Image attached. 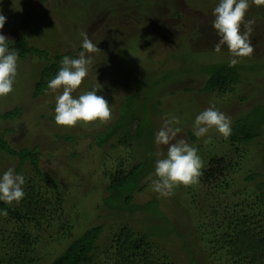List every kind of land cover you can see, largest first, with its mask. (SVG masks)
<instances>
[{"label":"rangeland","instance_id":"374dc122","mask_svg":"<svg viewBox=\"0 0 264 264\" xmlns=\"http://www.w3.org/2000/svg\"><path fill=\"white\" fill-rule=\"evenodd\" d=\"M89 1L91 4H84L82 0H0V13L6 17L0 32L7 38L22 35L29 44L46 51L49 58L36 53H27L25 57L18 55L16 82L11 93L0 97V111L19 107V114L10 118L0 117V131L5 130L2 134L12 148L38 145L40 169L61 181L66 214L69 215L70 223L77 226L70 228L67 233L64 231L58 239L62 244L56 245L57 242H52L57 249L60 250L86 227L104 224L107 230L127 220L165 243L173 251L178 264H192L180 238L172 232L162 213L173 208L172 196L158 197L161 214L130 211L123 207L112 208L116 210L112 213L102 202L103 196L108 194L105 184L120 157L124 159V169H127L144 154L146 156L152 145L153 159L157 158L155 153L158 148L166 153L167 146H157L148 136L151 137L152 133L154 137L167 115H176L181 121V132L177 134V138L194 144L203 161L207 153L213 152L227 155L235 162L226 176L215 184L201 188L194 184L183 188L188 190L193 187L192 193H196L206 205H210L208 201L212 197L222 207L241 201L247 188L254 186L253 181L249 183L244 179L247 168H255L264 173V121L260 124L264 117V11L257 12V8L261 6L257 5L256 10L245 14L241 31L251 27L249 39L253 52L249 56L238 58L237 64L241 65L238 68V82L231 90L208 92L203 89L207 78L205 64L226 63L231 58L225 50L213 51L217 38L210 24L212 9L217 0H147L150 1L148 5H141L139 9L123 5L119 14L117 10L122 7L121 0H118L121 3L116 11L111 12H103L105 7L98 5L100 1ZM176 11L178 13L174 14ZM26 16H29V21L22 29L20 24ZM249 19L253 21L250 26L246 24ZM84 32L97 44L98 51L86 53L92 57L91 68L73 95H79L93 87L98 88L97 94L108 100L112 116L106 122L93 121L71 128L57 126L53 121L54 96L62 89L53 93L46 87L43 94L34 97V84L41 68L50 59H55L56 53H63L56 59L60 62L64 55L72 57L71 54H74L75 57L83 51L80 45L81 33ZM178 33H181L182 38L176 40ZM184 47L191 48L192 55L181 56L180 52ZM161 49L164 51L161 52ZM154 53L155 57L148 59V55ZM164 71L168 72L166 79L162 78L163 81L152 84L154 80L162 77L157 75ZM131 93L135 96L128 97V111L144 117V133L135 136V145L128 144L115 149L108 144L97 146L94 139L101 137L113 124V120L120 116L118 106L124 96ZM210 104H214L232 118L231 126L238 120H246L256 126L260 124V135L254 142L240 145L237 149L214 129H210L208 133L212 137L211 142L204 143L203 137L197 139L192 134L193 118ZM59 134H69L75 138L71 141L66 135ZM119 134L120 132L115 134L111 141L116 142ZM59 137L61 138L58 140ZM254 150L260 154V158L254 155L250 160L249 153ZM17 163L18 158L15 155L0 151V172L9 166L15 169ZM152 169L153 164L148 174ZM34 171L26 163L18 169L19 173H27L36 178ZM148 174L142 179L143 189L135 194L137 201L143 202L150 196L157 195L150 189L146 179ZM174 191L176 198L181 197L179 186ZM185 197L181 199L184 200ZM147 205L144 207L154 210V202ZM185 216L178 212L171 219L186 236L193 257L199 264H214V257L202 245L200 233L194 232L196 227L190 225ZM0 225L8 230L17 226L8 216L0 217ZM191 232L194 234L191 235ZM8 246L0 242V249H7ZM53 246H45L39 242L35 246L34 254L40 255L42 262H48L52 258L48 253L49 247ZM8 253L7 251L6 254ZM2 255L0 252V257Z\"/></svg>","mask_w":264,"mask_h":264},{"label":"trees","instance_id":"16d2710c","mask_svg":"<svg viewBox=\"0 0 264 264\" xmlns=\"http://www.w3.org/2000/svg\"><path fill=\"white\" fill-rule=\"evenodd\" d=\"M82 1L84 4H91L89 0ZM99 1L100 3H98ZM121 1L123 3L122 7L117 10L118 14L123 5L139 9L141 5H148L150 2L147 0ZM96 2L105 7L102 9L103 12L105 10L116 11L118 4L121 3L118 0H96ZM256 7L258 6L251 4L247 12L256 10ZM263 7L264 5H261L256 11H264ZM177 13L176 11L174 14ZM28 21L29 16L21 21L22 29ZM180 34L176 35V40L182 38ZM8 39L10 40L9 45L18 50L20 57H25L27 53H36L49 59L46 51L29 44L22 35ZM80 49L82 48L80 47ZM163 51L164 49H161V52ZM192 52L191 48L184 47L180 55H192ZM62 55L63 53H56L55 59H50L41 68L39 77L34 84V97L43 94L47 87V81L56 74L60 67V63L56 59ZM175 55L179 56L176 53ZM71 56L74 57V54ZM153 57H155V53L148 55V59ZM240 66L238 64L229 66L228 62L205 64L204 70L207 73V78L203 89L208 92L231 90L239 80L238 68ZM167 74V71L159 73L157 76L161 75L162 77L159 80H154L152 84L156 85L160 80L163 81L162 78L166 79ZM129 96L134 97L135 94L124 96L118 106L120 116L113 120V124L102 133L101 137L94 139L97 146L103 147L108 144L110 148L115 149L128 144L135 145V136H141L144 133L146 129L144 117L128 111L130 110ZM19 109L16 107L0 111V117H14L19 114ZM262 120L264 121V117L260 120V124L263 122ZM259 125L256 126L246 120H238L231 126L232 133L225 140L230 141L232 146H236V149L240 145L254 142L260 135ZM4 131H0V151H6L18 158L15 167L17 172L24 163L32 166L36 178L23 173L26 194L19 204L8 206L0 202V208H7L8 218L17 224L13 230H8L7 227L0 225V242L9 245L7 249H0L1 254L3 253L0 257V264H178L173 251L165 243L156 240L149 235V232L142 228L138 229L127 220L121 221L117 226H111L107 230H105L104 224L86 227L63 245L60 250L57 249L56 245L62 244L58 239L64 231L67 233L70 228L77 226L70 223L69 215L66 214L61 181L58 177L47 172L44 173L40 169L37 158L38 145L12 148L2 134ZM118 132H120L119 138L116 142H112L111 139ZM60 135H66V138L71 141L75 138L69 134ZM148 137L153 139V134L151 133V137ZM153 153L152 145L146 156L144 154L127 169H124L123 166L124 159L119 158L113 173L105 184L108 194L102 198L103 204L108 206L112 213L116 211L112 208L123 207L130 211L141 210L152 212L151 214L154 215L161 214L162 210L159 208L157 195H152L143 202L137 201L135 196L144 187L142 179L148 174L155 160ZM254 155H258L260 158V154L254 150L253 153H249L250 160ZM234 164L232 158L227 155L207 153L204 157L202 175L195 186L201 188L215 184L226 176L228 169ZM244 179L249 183L253 181L254 186L250 189L246 187L247 191L241 201L226 205V207H222L220 202L215 201L213 197L208 201L210 205L201 202L196 193H192L193 187L186 190L183 188L184 186H179L181 197L176 198L174 194L172 197L170 196L173 199V208L171 206V210L162 213L172 232H175L180 238L186 256L192 264H199V262L189 250L186 236L177 229L176 223L171 219V216L177 215L178 212L185 214V219L190 221L189 224L196 227L194 232L200 233L199 236L203 240L202 245L214 257V264H264V173L255 168H247ZM209 195L211 196L210 193ZM183 196H186L184 200L181 199ZM150 202L155 203L154 210L144 207ZM194 232L190 234L192 235ZM39 242L45 246H53L52 242H57L55 246L49 247L48 253L52 255L50 261L44 263L40 255L34 254L35 246ZM7 251L8 254H6Z\"/></svg>","mask_w":264,"mask_h":264},{"label":"clouds","instance_id":"9594fccd","mask_svg":"<svg viewBox=\"0 0 264 264\" xmlns=\"http://www.w3.org/2000/svg\"><path fill=\"white\" fill-rule=\"evenodd\" d=\"M251 4L264 5V0H217L212 9L211 29L215 32L216 41L213 51H227L231 57L229 66L238 63V58L251 55L252 43L249 39L251 27L241 31L245 14ZM6 17L0 13V29L4 27ZM249 19L246 24L251 25ZM81 48L75 57L64 55L56 74L47 81L49 91L55 93L53 121L57 126L71 128L77 124H87L93 121L106 122L111 119L112 111L108 100L97 94L96 87L74 96L73 92L81 85L92 64V57L86 53L98 51L97 44L88 38L86 32L81 33ZM9 39L0 32V97L13 91L18 68V50L10 47ZM180 118L167 115L160 128L154 133L153 143L165 145L166 153L159 148L153 162V169L146 178L152 192L159 198H168L174 194L178 186L197 184L202 175L204 161L198 154V148L183 138H177L181 132ZM232 118L214 104L198 112L192 122V134L204 138L209 143L212 137L210 129L222 138L227 139L232 133ZM25 177L9 166L0 172V202L11 206L19 204L25 196ZM7 208H0V216H7Z\"/></svg>","mask_w":264,"mask_h":264}]
</instances>
